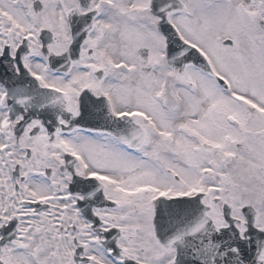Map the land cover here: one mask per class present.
Masks as SVG:
<instances>
[{"label": "snow or ice", "instance_id": "obj_1", "mask_svg": "<svg viewBox=\"0 0 264 264\" xmlns=\"http://www.w3.org/2000/svg\"><path fill=\"white\" fill-rule=\"evenodd\" d=\"M0 264H264V0H0Z\"/></svg>", "mask_w": 264, "mask_h": 264}]
</instances>
